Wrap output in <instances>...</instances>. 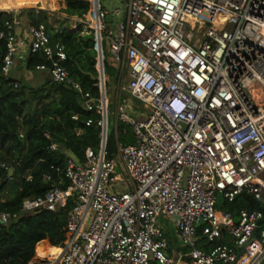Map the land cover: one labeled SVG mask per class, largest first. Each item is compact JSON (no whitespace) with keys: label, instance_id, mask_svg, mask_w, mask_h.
I'll return each mask as SVG.
<instances>
[{"label":"built area","instance_id":"built-area-1","mask_svg":"<svg viewBox=\"0 0 264 264\" xmlns=\"http://www.w3.org/2000/svg\"><path fill=\"white\" fill-rule=\"evenodd\" d=\"M87 1L75 20L94 36L99 97L72 78L66 47L46 23L22 34L16 16L0 33L9 85L20 86L11 77L16 59L40 52L47 62L34 70L79 92L101 128L98 150L89 146L82 158L64 150V167H54L59 180L45 173L50 189L26 197L19 212L0 209V224L71 200L61 251L48 264H261L264 210H225L220 198L246 194L264 206V0ZM106 62L117 68L113 97ZM112 114L131 126L135 142L117 139L110 155ZM160 217L175 221L186 250L169 253Z\"/></svg>","mask_w":264,"mask_h":264},{"label":"trees","instance_id":"trees-1","mask_svg":"<svg viewBox=\"0 0 264 264\" xmlns=\"http://www.w3.org/2000/svg\"><path fill=\"white\" fill-rule=\"evenodd\" d=\"M4 0H0V3ZM9 8L30 4V0H7ZM52 3L54 8L60 7L68 18L55 27L50 23L52 17L48 10L35 7L23 8L19 11L0 10V33L6 30V23L14 17L26 19L28 24L46 23L52 34V41H61L66 47L68 59L66 66L73 79L80 82L85 91H91L99 97L96 68L97 52L92 33L85 30L84 24L77 22L75 29L64 26L69 18L82 19L89 9L87 0H39L38 5ZM7 51L6 40L0 38V209L6 212H19L22 201L26 197L44 195L52 186L51 181L44 179L45 173H51L54 179L59 176L54 167L65 165L64 150H71L79 158L84 156L89 146L98 150L100 147V131L97 120L100 115L87 111L83 105L82 95L63 85L54 84L53 88H14L2 75L3 57ZM40 52H29L25 66L34 70L35 66L46 63ZM105 71L108 76L114 75L115 67L106 62ZM52 83L47 81V87ZM44 91V93H43ZM43 93L40 95V93ZM55 92L57 96L45 100L47 93ZM37 100L30 110L27 104ZM78 116L75 119L74 116ZM94 123L86 125L88 119ZM118 140L134 143L135 137L131 126L123 121L118 122ZM49 134V137H47ZM58 144L53 150L51 144ZM110 155L115 152V138L109 136L107 145ZM5 162L14 169L13 175L1 164ZM63 176V174H62ZM68 184L64 178L63 187ZM224 204V205H223ZM70 200L66 208L59 211L40 210L21 215L9 224H0V264H48V255H56L65 239L67 211L71 208ZM221 208L237 212L241 206L263 209L261 203L246 194L239 195L233 202H223ZM226 205V207H224ZM198 234H201V227ZM200 246L208 249L211 244L201 239Z\"/></svg>","mask_w":264,"mask_h":264},{"label":"rangeland","instance_id":"rangeland-1","mask_svg":"<svg viewBox=\"0 0 264 264\" xmlns=\"http://www.w3.org/2000/svg\"><path fill=\"white\" fill-rule=\"evenodd\" d=\"M105 2L108 0H104ZM39 2V0H38ZM38 2L36 4H38ZM29 7H35V8H41L42 9V5H30L28 6L27 3H24L23 6H21V8L19 9H15V10H11V11H19L23 8H29ZM45 8V10L51 11L53 12L52 17L49 19L50 23H52L55 27H58L60 23L63 24V21L68 18L67 15L61 11L60 7H58L57 9H52L49 6L47 7H43ZM10 11V10H9ZM76 18H69L68 20L65 21L64 26L66 27H70L75 29L77 27V22L75 20ZM108 20H113L111 15L107 16ZM85 30H87V27H85ZM31 73V77H27L26 73L21 71L19 72L16 68L12 69L11 71V76L14 78H17L20 82V88L25 86V88H33V89H38V88H34L35 86H40L39 88H46L45 84L46 80L44 79L45 74H47L46 71H36V70H30L29 71ZM114 75L109 76V84H108V89H109V93H112V97L114 95V87H115V77L117 74V68L115 67V72L113 73ZM44 84V85H43ZM44 93V91H43ZM42 92L40 93V95L43 94ZM57 96V93L55 92H49L47 93V96H45V100H50L52 98H55ZM113 98L110 99L109 101V107L110 110L115 111L114 110V103L112 102ZM29 101L30 103L27 104L26 106V111L30 110V104L31 106H35L37 104V100H32L31 95H29ZM131 103L133 105V108L137 111H144V105L142 102L131 98ZM144 116V115H142ZM116 121L118 122L119 119H116V115L112 114L110 116V127H109V136H113L115 138V144H116V140L118 139V133L115 130V123ZM117 172H120L122 174H124L123 169L121 168L120 165H117L116 168ZM222 198H220L221 203L225 202L221 200ZM227 204H229V202H227ZM224 205V204H223ZM226 207V205L224 206ZM244 206H241L240 208H242ZM159 224L163 227V230L166 234V237L170 243V248H169V253L171 254V252H176L177 250H186V246L185 244L180 240L179 235L177 233L176 227H175V221L172 218H168V217H160L159 219ZM58 247V246H55ZM48 256H52L51 254ZM261 264H264V258L261 262Z\"/></svg>","mask_w":264,"mask_h":264},{"label":"crops","instance_id":"crops-1","mask_svg":"<svg viewBox=\"0 0 264 264\" xmlns=\"http://www.w3.org/2000/svg\"><path fill=\"white\" fill-rule=\"evenodd\" d=\"M37 2H38V0H37ZM39 3V2H38ZM35 5H38V4H35ZM23 22H24V25H23V28L20 30V33H24V34H27V29H28V22H27V20L26 19H23ZM26 32V33H25ZM25 57H26V55H21L20 57H18L17 59H16V63H15V66H14V69L16 68L19 72H21V71H23V72H25L26 73V75H27V77L29 76V77H31L32 75H31V73L29 72L30 70L25 66V61H26V59H25ZM12 77V76H11ZM12 79H15V80H18L17 78H14V77H12ZM44 79L46 80V82L47 81H50V78H49V73L47 72V74H45V76H44ZM19 81V80H18ZM45 84V83H44ZM43 84V85H44ZM40 86H35L34 88H39ZM46 89H47V87H46ZM175 254H176V252H171V255L172 256H175ZM180 264H185V263H180Z\"/></svg>","mask_w":264,"mask_h":264},{"label":"bare ground","instance_id":"bare-ground-1","mask_svg":"<svg viewBox=\"0 0 264 264\" xmlns=\"http://www.w3.org/2000/svg\"><path fill=\"white\" fill-rule=\"evenodd\" d=\"M36 3H37V0H30V4H28V6L35 5ZM47 6H49L52 9H56L54 8V5L52 3H48L46 6H43V7H47ZM19 8L20 7L9 8L7 0H4L0 3V10H8V11L10 10L11 11V10L19 9Z\"/></svg>","mask_w":264,"mask_h":264},{"label":"water","instance_id":"water-1","mask_svg":"<svg viewBox=\"0 0 264 264\" xmlns=\"http://www.w3.org/2000/svg\"><path fill=\"white\" fill-rule=\"evenodd\" d=\"M3 11H8V10H3ZM53 86H54V83H50V85L47 86V90L52 89ZM13 173H14V169L11 168V169L9 170V174H10V175H13Z\"/></svg>","mask_w":264,"mask_h":264}]
</instances>
